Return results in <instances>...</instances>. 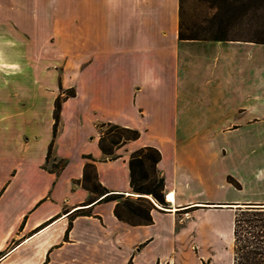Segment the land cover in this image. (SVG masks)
I'll list each match as a JSON object with an SVG mask.
<instances>
[{"label":"crops","instance_id":"0c3cea01","mask_svg":"<svg viewBox=\"0 0 264 264\" xmlns=\"http://www.w3.org/2000/svg\"><path fill=\"white\" fill-rule=\"evenodd\" d=\"M68 1L0 0V70H24L0 73V264H202L193 244L264 205L243 194L264 190V45L180 40L179 0ZM103 123L140 136L108 160ZM144 147L160 153L167 206L143 196L152 223L130 225L84 167L136 199L128 161Z\"/></svg>","mask_w":264,"mask_h":264},{"label":"trees","instance_id":"16d2710c","mask_svg":"<svg viewBox=\"0 0 264 264\" xmlns=\"http://www.w3.org/2000/svg\"><path fill=\"white\" fill-rule=\"evenodd\" d=\"M257 4H215V13L207 21L208 36L185 34L181 24V0H179V33L180 40H210V41H247L264 45V0H255ZM248 31V39H231V32ZM56 98L54 102L53 137L59 119L62 102L73 97L69 89ZM99 132V149L108 160L116 158L115 150L129 141L139 138L138 131L118 125L103 123L97 125ZM90 159V157H85ZM160 161V153L152 147H144L130 154L128 168L130 174L131 193L138 195L130 199L124 195H108L105 188L97 182L92 164L84 167V187L103 201L116 202L114 215L120 221L130 225H149L152 223L150 211L152 203L143 196L150 197L158 205L166 208L164 201V179L157 174L156 165ZM227 182L235 189L240 185L232 178ZM233 264H264V205L243 204L236 208L232 223Z\"/></svg>","mask_w":264,"mask_h":264},{"label":"rangeland","instance_id":"374dc122","mask_svg":"<svg viewBox=\"0 0 264 264\" xmlns=\"http://www.w3.org/2000/svg\"><path fill=\"white\" fill-rule=\"evenodd\" d=\"M52 3V2H50ZM64 4H72L71 1L65 0ZM215 4H257L255 0H181V24L182 30L185 34H196L197 36H208L209 23L207 22L212 15L215 13ZM250 33L244 31L241 33L231 32L228 37L231 39H241L245 40L249 38ZM1 79L3 81L4 77L7 76H24L23 69L8 70L2 68L0 70ZM61 77L63 74H61ZM64 80L66 83L72 82L73 79L71 75L65 74ZM3 86V85H2ZM200 137V134H194ZM245 197L255 198L256 200L264 201V190L254 191L250 188H246L243 192ZM160 206V205H159ZM161 207V206H160ZM163 208V207H161ZM233 228V227H232ZM217 232L218 238L210 237L206 240L203 245L193 244V252L198 254L199 248L201 250L202 264H233V235L232 231L230 233V228L224 226L223 229H219ZM209 230H207V233ZM215 240L213 243H207V241ZM198 246V247H197ZM193 262V261H192ZM196 263V262H194Z\"/></svg>","mask_w":264,"mask_h":264},{"label":"bare ground","instance_id":"6f19581e","mask_svg":"<svg viewBox=\"0 0 264 264\" xmlns=\"http://www.w3.org/2000/svg\"><path fill=\"white\" fill-rule=\"evenodd\" d=\"M170 198H171V197H170V196H168V198H167V199L169 200Z\"/></svg>","mask_w":264,"mask_h":264}]
</instances>
